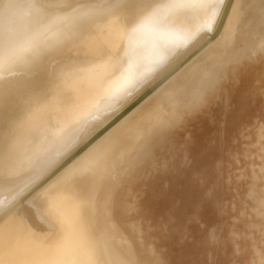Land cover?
<instances>
[{"label":"bare ground","instance_id":"6f19581e","mask_svg":"<svg viewBox=\"0 0 264 264\" xmlns=\"http://www.w3.org/2000/svg\"><path fill=\"white\" fill-rule=\"evenodd\" d=\"M211 1L0 0V264H149L114 183L223 80L240 0Z\"/></svg>","mask_w":264,"mask_h":264},{"label":"rangeland","instance_id":"374dc122","mask_svg":"<svg viewBox=\"0 0 264 264\" xmlns=\"http://www.w3.org/2000/svg\"><path fill=\"white\" fill-rule=\"evenodd\" d=\"M222 1H211L210 11ZM233 14L223 80L114 183L128 208L120 229L149 264H264V0H240Z\"/></svg>","mask_w":264,"mask_h":264},{"label":"snow or ice","instance_id":"6c2138e0","mask_svg":"<svg viewBox=\"0 0 264 264\" xmlns=\"http://www.w3.org/2000/svg\"><path fill=\"white\" fill-rule=\"evenodd\" d=\"M109 6L114 8L140 9L142 12L153 7L149 0H113L112 4ZM48 8L53 11L58 8L64 10L65 6L62 5L59 0H53V3L49 4ZM0 48L3 49L4 56L7 57L9 54L7 43L5 42L4 44H0Z\"/></svg>","mask_w":264,"mask_h":264}]
</instances>
